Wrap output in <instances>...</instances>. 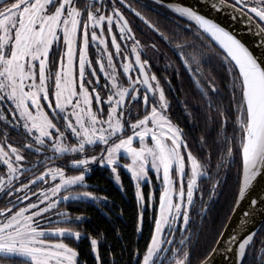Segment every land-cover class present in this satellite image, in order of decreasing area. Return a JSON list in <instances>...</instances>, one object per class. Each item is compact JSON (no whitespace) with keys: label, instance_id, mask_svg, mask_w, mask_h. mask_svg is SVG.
<instances>
[{"label":"snow or ice","instance_id":"obj_1","mask_svg":"<svg viewBox=\"0 0 264 264\" xmlns=\"http://www.w3.org/2000/svg\"><path fill=\"white\" fill-rule=\"evenodd\" d=\"M138 2L0 0V264H87L68 238H88L95 264H118L111 251L104 259L97 236L74 227L83 223V214L57 211L70 200H108L89 190L94 164L110 168L121 186L119 169L130 172L139 205L137 233L145 211L158 201L151 238L143 252L134 250V264H193L188 237L177 234L188 230L197 198L201 213L208 208L201 181H212L211 200L221 183L218 170L235 155L242 159V181L232 211L247 201L245 219L227 237L219 232L217 246L197 264H214L222 244L228 264H252L254 252L264 264V224L256 229L250 223L264 221V0H155L190 21H173L172 29L145 13L156 10L152 4ZM200 5L213 12L231 9L233 19L238 14L250 25L246 31L253 40L245 42ZM137 18L155 34L151 41L138 36L145 28L135 24ZM157 37L172 46L202 98L205 132L215 137V174L206 136L194 149L171 117L165 87L174 91L171 78L162 83L152 71L150 51H161ZM90 44L97 45L94 57ZM205 48L218 50L227 101L216 76L203 70ZM174 74H180L178 67ZM182 104L192 117V108ZM143 186L150 188L147 195Z\"/></svg>","mask_w":264,"mask_h":264},{"label":"trees","instance_id":"obj_2","mask_svg":"<svg viewBox=\"0 0 264 264\" xmlns=\"http://www.w3.org/2000/svg\"><path fill=\"white\" fill-rule=\"evenodd\" d=\"M152 4L156 9H144L145 13L154 21L158 22L162 27L172 29L173 21L182 23L187 26L190 21L181 18L171 9L156 4L150 0H139L137 6L142 4ZM194 25V22H191ZM135 24L144 27V32H138L142 42H149L155 37V34L149 31L145 25L138 19ZM185 34V33H182ZM191 39V34L186 33ZM161 51L159 53L151 52L153 59L151 61L154 71L165 82L166 77H170L174 91H169L166 87V94L171 101V117L174 122L180 124L184 131L188 134L187 138L190 145L195 149L199 143V138L204 135L208 140V148L212 151V168L213 174L217 172L215 161L217 158L216 144L214 143V132H205V114L203 111L202 98L196 88L195 82L182 64L178 55L173 51L172 46L165 41L156 38ZM199 43V42H197ZM217 49H204L203 70L206 74L211 73L216 76L217 83L220 85L224 93L225 101L228 97V89L225 87L227 75L221 66ZM165 54L167 59L165 58ZM147 58V57H145ZM176 67L179 68V75H175ZM182 101H186L192 108L193 116L186 115ZM17 141H23V137L14 134ZM35 159V157H30ZM93 170L88 174V183L93 185L90 191H94L99 196H107L108 200L102 205L95 202L83 201H67L60 205L59 209H67L73 216L83 214L85 220L79 225H75L78 230L97 236L99 240L100 251L105 260L109 259L108 253L111 251L115 254L118 264H134V250L139 248L141 252L146 248L151 238V232L154 226L153 217L157 214L158 201L155 206L148 207L144 213V222L142 233H137V218L139 215V205L135 196V186L132 182L128 171L123 167L119 169L122 186H117L113 179L110 168L93 165ZM220 173V186L217 189V195L209 200L208 187L212 183L209 180L201 181V188L204 189V202L208 204V208L201 213V201L196 200L195 207L190 212V220L187 231L177 234V239L188 237L187 246L192 256L193 264H197V259L202 258L214 245L218 239V233L222 231L227 219L234 206V193L242 178V159L239 155H235L232 161L228 162L227 167L218 170ZM148 187H144L145 193ZM159 192L157 191V196ZM122 210V211H121ZM264 224V221L263 223ZM66 226V225H63ZM53 238V237H52ZM66 243L76 247L80 253L79 259L87 261V264H95L93 254L88 238L76 241L74 238H68ZM109 245L111 246L109 248ZM260 253L254 252L252 264H260ZM5 264H20L19 261L5 262Z\"/></svg>","mask_w":264,"mask_h":264},{"label":"water","instance_id":"obj_3","mask_svg":"<svg viewBox=\"0 0 264 264\" xmlns=\"http://www.w3.org/2000/svg\"><path fill=\"white\" fill-rule=\"evenodd\" d=\"M155 2V0H150ZM172 2L175 3H182L184 5H195L198 3V0H172ZM200 11L203 14L209 15L211 18H214L218 23H221L223 26L229 28L230 31H233L234 34H236L238 37L242 38L245 42H251L253 40V35L252 33H249L246 31L250 25H246L244 22L243 17H239L238 14H235L237 16L236 19H233L234 13L232 12L231 9H228L227 11H221V12H213L211 9L207 8L204 5H200ZM242 181V178H241ZM259 186V185H258ZM235 207V204L234 206ZM247 207V201H244L241 203V205L236 209L235 213L231 211L229 217H231V220H229V217L227 219V222L225 225H227V229L223 227L222 231L225 232V237L227 235L232 233L233 229H236L241 221L245 219L243 216V212ZM233 209V208H232ZM256 229H259L263 221L261 220L260 217H256L254 221L250 222ZM224 225V226H225ZM219 239V237H218ZM217 245L215 244L213 247H216ZM220 251L215 254V260L214 264H228V259L227 257V252L225 251L224 245H220Z\"/></svg>","mask_w":264,"mask_h":264},{"label":"rangeland","instance_id":"obj_4","mask_svg":"<svg viewBox=\"0 0 264 264\" xmlns=\"http://www.w3.org/2000/svg\"><path fill=\"white\" fill-rule=\"evenodd\" d=\"M118 28H115L114 27V31H116V32H118ZM110 35L111 34H109V33H107V36H108V38H109V40H110ZM96 47H97V45L96 44H93V46H91L90 47V49H89V52H90V54H94L95 53V49H96ZM100 47H103V46H100ZM109 47H110V50H112V51H114V48H112L111 47V45H109ZM106 58V57H105ZM121 59V57H115V60L117 61V62H119V60ZM118 67H119V64H118ZM120 71H122V67H120V69H119ZM125 79H126V77H125ZM128 134H130V132L128 133ZM134 143H136V145L137 146H139L138 145V142H136V141H134ZM149 143H151V139L149 138ZM123 162L124 163H128V162H130L129 160H127V159H124L123 160ZM126 170V169H125ZM126 171H128V170H126ZM129 172V171H128ZM129 174H130V172H129ZM131 176V175H130ZM112 179H113V181H114V183L117 185V186H121V184L120 183H118L116 180H115V178H114V175L112 174ZM132 179V178H131ZM155 179V178H154ZM132 182H133V184H134V181L132 180ZM157 183V185H158V182H156ZM44 187H48L49 186V184H44L43 185ZM134 186H135V184H134ZM144 187H148V189H147V192L145 193V191H144ZM143 191H144V193L147 195V193L150 191V188H149V186H143ZM37 195H39V193H37ZM136 196V195H135ZM24 203H27V201H25ZM151 208H152V206H151ZM57 211H60V210H57ZM157 214H158V210H157ZM156 214V215H157ZM52 219H56L55 217H52ZM53 227H55V226H57V225H52ZM59 226H61V227H64L63 225H59ZM177 227H183V224L182 223H180V224H178L177 225ZM53 239H55V237H53Z\"/></svg>","mask_w":264,"mask_h":264},{"label":"flooded vegetation","instance_id":"obj_5","mask_svg":"<svg viewBox=\"0 0 264 264\" xmlns=\"http://www.w3.org/2000/svg\"><path fill=\"white\" fill-rule=\"evenodd\" d=\"M138 19V18H137ZM139 20V19H138ZM99 34V33H98ZM105 35H107V33L105 34ZM91 46H93V44H90V47ZM95 54V53H94ZM94 54H90V52H89V55H90V57H94ZM132 59H134V55L132 56ZM96 67H98V65H95Z\"/></svg>","mask_w":264,"mask_h":264}]
</instances>
